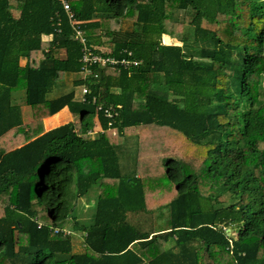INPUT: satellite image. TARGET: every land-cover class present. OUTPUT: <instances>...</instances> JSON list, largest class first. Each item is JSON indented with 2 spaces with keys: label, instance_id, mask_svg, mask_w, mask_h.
Returning <instances> with one entry per match:
<instances>
[{
  "label": "trees",
  "instance_id": "1",
  "mask_svg": "<svg viewBox=\"0 0 264 264\" xmlns=\"http://www.w3.org/2000/svg\"><path fill=\"white\" fill-rule=\"evenodd\" d=\"M69 2L88 43L141 63L95 66L83 101V77L68 81L82 44L59 0H0V264H264V0ZM100 105L118 109L111 126ZM64 107L81 125L46 130ZM94 117L104 131L92 136ZM150 124L196 147L163 158L176 189L156 208L149 174L124 173L118 151L128 128ZM96 184L81 222L78 201ZM141 212L151 229L129 220Z\"/></svg>",
  "mask_w": 264,
  "mask_h": 264
},
{
  "label": "rangeland",
  "instance_id": "2",
  "mask_svg": "<svg viewBox=\"0 0 264 264\" xmlns=\"http://www.w3.org/2000/svg\"><path fill=\"white\" fill-rule=\"evenodd\" d=\"M129 26L130 22L125 21L124 27ZM162 41L164 43L166 41L180 44V42L174 38L165 40L163 37ZM80 76L81 74L73 75L71 78H68V81ZM76 90L79 97L82 92L81 86H78ZM57 91L60 90L54 89L51 96L56 95ZM13 98L17 102L24 103L25 90L18 88V90L14 91ZM27 114L30 113L27 112ZM90 117L93 116L90 114L89 118ZM94 120L97 121L96 118ZM68 121H77V124L79 126L81 125L79 116L73 115L67 107H64L59 112L49 116L48 124L54 122L53 124H56L55 126H57ZM96 125L93 128L94 130L99 128V125ZM98 132H94L92 136L97 135ZM193 148H196L195 145H191L189 140L180 132L170 127L159 126L156 124L139 125L128 128L127 132L119 140L118 145L122 171L124 173L134 176L138 169L140 174L144 175L146 172L149 174L148 180H150L149 185H151L149 187L150 191L145 183L144 187L146 188V197L149 202L148 205L149 207L153 206V208L168 204V201L174 196L173 192L176 189V183L170 182L166 178L167 167L166 164L163 163V158H166V156L168 157L170 154L177 153L180 155L195 154L196 151ZM99 188L98 184L94 185L86 196L79 199L76 215L81 222L90 221L94 212V201L97 199L100 192ZM218 192L219 190L216 191V193ZM153 198H157L158 200H154ZM223 198L225 200L227 196L222 197V199ZM129 220L132 223L140 225L144 229L152 228L153 217L151 214L145 212L129 213ZM69 229L71 230V228ZM232 235L235 236L237 233L233 232ZM72 236L74 245L73 251L83 252L85 250L83 235L79 232H73Z\"/></svg>",
  "mask_w": 264,
  "mask_h": 264
},
{
  "label": "built area",
  "instance_id": "3",
  "mask_svg": "<svg viewBox=\"0 0 264 264\" xmlns=\"http://www.w3.org/2000/svg\"><path fill=\"white\" fill-rule=\"evenodd\" d=\"M59 2L62 4L75 30L76 36L79 38L82 44V55L80 58V62L82 67L81 74L84 78V83L81 85L82 92L79 95V98L85 101L87 99V94L91 91L90 85L87 80L90 74L93 73V68L95 66H119L124 68H131L134 66H138L141 63V60L134 58L131 50H125L123 52V55L115 56L107 54V50H103L97 45L88 43L87 37L79 27V21H77L76 19L75 13L71 8L69 0H59ZM94 101H96V98H94ZM98 109L104 111V114L111 119L109 122V125L111 126L113 121L112 118H115V116L118 114V109H116L112 105L107 107L100 105L98 106ZM96 130L90 129L87 131V134L92 135L94 132H98V130L99 132L104 131L102 125H99V128ZM59 230V228H56L55 232H58ZM62 231H64L65 233H70V231L66 229H63Z\"/></svg>",
  "mask_w": 264,
  "mask_h": 264
},
{
  "label": "crops",
  "instance_id": "4",
  "mask_svg": "<svg viewBox=\"0 0 264 264\" xmlns=\"http://www.w3.org/2000/svg\"><path fill=\"white\" fill-rule=\"evenodd\" d=\"M16 14H18V12L17 11H14ZM165 36H168L169 38H173V37H171L170 35H168V34H164L163 35V37H165ZM44 37V39L45 40H49V39H51V36L50 35H44L43 36ZM175 39V38H174ZM165 43H168V44H171V42H166L165 41ZM92 45H96V44H92ZM98 47H100V48H102L103 50H107V51H110V48L109 47H107L106 45H97ZM81 76H82V74H81ZM80 76V77H81ZM80 77H78V78H80ZM83 77V76H82ZM84 79V78H83ZM20 103V102H19ZM25 104V102L24 103H20V105H21V109H22V117H23V120H24V122H28V121H30V120H32V110H31V107L29 106V105H24ZM29 106V107H28ZM68 108V107H67ZM27 112L28 113H30V114H27ZM59 112V111H58ZM48 120H49V117H46L45 119H44V126H45V129L46 130H49V129H51V128H54V127H56L55 125L56 124H53L54 122H52L51 124H48ZM96 124L97 125H101V123H100V121H99V119H98V117H96ZM46 122H47V124H46ZM68 122H70V121H68ZM65 123H67V122H65ZM62 124H64V123H62ZM62 124H60V125H62ZM96 125V126H97ZM54 126V127H53ZM57 126H59V125H57Z\"/></svg>",
  "mask_w": 264,
  "mask_h": 264
},
{
  "label": "water",
  "instance_id": "5",
  "mask_svg": "<svg viewBox=\"0 0 264 264\" xmlns=\"http://www.w3.org/2000/svg\"><path fill=\"white\" fill-rule=\"evenodd\" d=\"M229 231V229H227Z\"/></svg>",
  "mask_w": 264,
  "mask_h": 264
}]
</instances>
